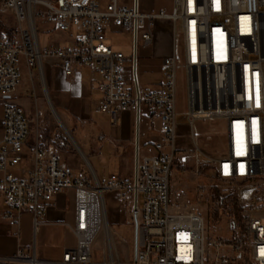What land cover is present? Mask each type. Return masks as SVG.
Wrapping results in <instances>:
<instances>
[{
	"label": "built area",
	"instance_id": "2783aa9c",
	"mask_svg": "<svg viewBox=\"0 0 264 264\" xmlns=\"http://www.w3.org/2000/svg\"><path fill=\"white\" fill-rule=\"evenodd\" d=\"M0 13L16 19L11 33L0 31V197L15 209L1 217L19 223L29 212L37 230L52 199L73 189L70 229L77 237L61 260H43L34 247H20L15 256L0 257V264H95L92 246L105 233L106 191L119 192L123 201L131 198L137 249L129 264H264V0H173L170 11L156 14L142 13L140 0H0ZM38 20L60 32H79L68 44L43 47ZM158 21L170 28L172 52L162 59L164 82L143 90L138 46L154 42ZM118 30L132 37L130 57L108 43V34ZM45 59L57 60L67 77L90 68L100 78L98 111L113 125L121 112L134 113L130 179L111 174L103 183L92 173L76 174L58 150L42 144L33 149L28 176L12 171L26 160L31 132L24 107L12 97L23 61L41 71ZM143 107L158 125L154 139L142 136ZM199 122L223 123L225 153L201 149ZM189 159L208 162L218 179L238 189L247 214L241 223L230 222V239L206 237L198 213L173 207L171 173L176 161Z\"/></svg>",
	"mask_w": 264,
	"mask_h": 264
},
{
	"label": "rangeland",
	"instance_id": "374dc122",
	"mask_svg": "<svg viewBox=\"0 0 264 264\" xmlns=\"http://www.w3.org/2000/svg\"><path fill=\"white\" fill-rule=\"evenodd\" d=\"M173 0H140L142 13H157L159 6H163L168 11L172 8ZM43 21L38 20L39 28L41 29ZM155 40L148 47L138 46V79L143 90L155 88L164 82V76L161 73V63L165 56H169L172 52V39L170 36V28L166 21H158L155 30ZM79 32L78 28H73L66 36L75 37ZM55 40L54 35L44 33L42 30L39 33V42L41 46L49 45ZM68 41H62V44H67ZM108 43L113 45L115 50L123 52L130 57L133 51L132 37L130 33L125 31H114L108 34ZM129 63L127 68H129ZM81 79L83 82L100 79L93 72L86 68L81 71ZM22 80V79H21ZM41 89V95L38 97L30 96V98L20 97L21 104L24 107L30 121H35V129L52 128L56 129L61 135L66 132L70 137L68 141L73 146V151H63L62 159L75 172L90 171L95 175L91 165L86 163L82 157V151L78 148L77 143L74 146L72 133L68 131L63 121L73 130V134L78 142L82 145L86 152L87 159L92 164L98 173L100 180L107 183V177L112 172L125 171V167L131 168L132 161L126 153L125 144L120 148V155L111 154L109 150L104 149L100 155H92L88 149L91 143V138L98 135V130L101 129L106 136L111 134L110 123L102 113H96L93 109L90 111V119L77 121L84 129L85 137L81 136L77 131H74L65 113L61 111L62 119L58 114V110L49 102L46 86ZM47 96V97H46ZM96 97V95H95ZM143 117L141 123L142 136L150 133V139L157 136L158 125L154 126L146 117V109L143 107ZM3 115V108L0 104V118ZM108 117V116H107ZM59 121H58V120ZM32 124V122H31ZM97 128V129H96ZM198 133V143L201 149L211 155L223 154L226 151L225 127L221 122H199L196 125ZM96 130V131H95ZM65 133V135H66ZM73 142H72V141ZM187 154H192V150H187ZM22 167H25L22 165ZM90 168V169H89ZM15 172V168H12ZM171 184V202L175 209L185 211L193 210L198 213L205 224V234L208 238L230 239L233 235L229 229L231 221L236 220L242 222L247 209L244 202L240 200L238 189L231 183L221 181L214 173L212 165L208 162H201L200 165L189 159L186 164L176 161L170 177ZM117 194V193H116ZM118 195V194H117ZM113 194H106L109 207L108 218L111 222L105 223V233L101 232L94 240L92 250L94 254L95 264H129L134 260V245L132 232L128 226L124 224L123 217L126 212L129 213L131 206L130 197L126 200L123 210H113L111 200ZM116 196V195H115ZM116 200H118L116 196ZM107 212V209H106ZM107 218V217H106ZM124 222V223H123ZM107 225V227H106ZM110 246H109V244Z\"/></svg>",
	"mask_w": 264,
	"mask_h": 264
},
{
	"label": "crops",
	"instance_id": "0c3cea01",
	"mask_svg": "<svg viewBox=\"0 0 264 264\" xmlns=\"http://www.w3.org/2000/svg\"><path fill=\"white\" fill-rule=\"evenodd\" d=\"M141 7V6H140ZM167 10L163 6H159L160 10ZM168 11V10H167ZM158 13V12H157ZM144 14H156L146 12ZM16 26V19L10 13H0V31L11 33ZM39 28V25H38ZM41 30L44 33H50L54 35L55 40L49 45L62 44V41H68L70 43L71 36H66L69 33H64L55 30L52 25L42 23L41 29L39 28V33ZM68 44V43H67ZM45 47V46H43ZM168 56V55H167ZM166 57V56H165ZM164 58V57H163ZM85 69V68H83ZM79 70L73 76L67 77L57 60L45 59L42 63V69L33 68L29 69L26 66V62L23 61L22 66V80L20 82L19 88L16 94L12 97V100L21 104L20 97L30 98V96L38 97L41 95V89L49 91L48 99L49 102H53L58 110V114L62 119V114L68 118L74 131H77L82 137H85L84 129L81 124L77 121H84L90 119V111L93 109L96 113L98 111V106L101 100V92L97 89L98 80H90L89 82H83L81 79V71ZM93 72L90 68H86ZM95 75V74H94ZM97 76V75H96ZM96 95V97H95ZM47 97V96H46ZM101 114V113H100ZM103 115V114H102ZM108 115L104 114V117L109 120L111 134L106 136L105 133L99 129L98 135H94L91 138V143L88 151L92 155H100L101 152L106 149L109 150L111 154L116 156L120 155V148L123 144L126 147V153L129 155V159L132 161V167H125V171L112 172V174H117L121 178L130 179L133 174V159H134V136H135V116L129 110L123 111L118 115L117 124L113 125L110 122ZM29 118V117H28ZM32 117L29 118V120ZM58 120V119H57ZM59 121V120H58ZM63 121V119H62ZM31 132L25 142L24 151L26 155V160L18 167L15 168V174L21 176H28L29 172L33 166V149L36 144L47 145L58 150L60 154L63 151H73L72 144L68 141L69 137L65 130H63L62 135L52 128H40L35 129V121H30ZM64 125L67 127L68 131L72 133L73 144L82 151V157L85 159L86 163L91 165L95 176L100 180L97 171L94 166L89 163L87 155L82 145L78 142L73 134V130L63 121ZM154 126V125H153ZM97 129V128H96ZM96 131V130H95ZM3 134V119L0 118V137ZM70 138V137H69ZM77 149V147H76ZM62 158V154H61ZM62 163L69 166L68 163ZM24 165L25 167H22ZM70 167V166H69ZM90 169V168H89ZM75 172V171H74ZM76 174H86L91 173L89 170L82 172H75ZM1 176V174H0ZM109 177V176H108ZM107 177V179H108ZM101 181V180H100ZM107 182V181H106ZM112 193L113 199L111 200V207L113 210L121 211L126 203L120 198V194L117 191H106L105 193V203H106V216L107 222H111L108 218V207L109 203L106 194ZM118 195H117V194ZM118 200H116V196ZM129 198V197H128ZM127 198V199H128ZM131 203V198L129 199ZM131 207L129 213L126 212V216L123 217V222L128 226L132 232L133 245H134V256H135V230L133 224V217L131 214ZM74 210H75V191L69 189L66 192L59 193L56 195L52 201L48 204L45 216L40 220V224L35 230V223L33 215L29 212L23 213L19 218V223H16L12 219H3L1 217L4 213L15 214V209L11 207H6L3 203L2 197H0V257H13L16 255L20 247L26 250H32L34 247L39 258L43 260H61L66 249L74 248L77 245V237L70 229V226L74 225ZM113 230V228H112ZM114 231V230H113Z\"/></svg>",
	"mask_w": 264,
	"mask_h": 264
},
{
	"label": "water",
	"instance_id": "95a60500",
	"mask_svg": "<svg viewBox=\"0 0 264 264\" xmlns=\"http://www.w3.org/2000/svg\"><path fill=\"white\" fill-rule=\"evenodd\" d=\"M135 60H137V57H135ZM246 190H242L241 194L242 196H245ZM137 249V218H135V254Z\"/></svg>",
	"mask_w": 264,
	"mask_h": 264
},
{
	"label": "bare ground",
	"instance_id": "6f19581e",
	"mask_svg": "<svg viewBox=\"0 0 264 264\" xmlns=\"http://www.w3.org/2000/svg\"><path fill=\"white\" fill-rule=\"evenodd\" d=\"M106 220H107V218H106V215H105V218H104V231H105V223H106ZM106 227H107V225H106ZM108 244H109V242H108ZM109 246H110V244H109ZM111 264H115V263L112 262Z\"/></svg>",
	"mask_w": 264,
	"mask_h": 264
}]
</instances>
